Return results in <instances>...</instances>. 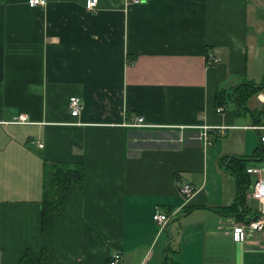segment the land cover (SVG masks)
Here are the masks:
<instances>
[{
  "label": "crops",
  "instance_id": "obj_1",
  "mask_svg": "<svg viewBox=\"0 0 264 264\" xmlns=\"http://www.w3.org/2000/svg\"><path fill=\"white\" fill-rule=\"evenodd\" d=\"M46 1L0 0V264H264V232L234 234L244 222L219 211L236 199L223 156L261 148L252 166L264 168L249 129L264 105L231 101L245 82L264 92V0H98L95 12ZM20 114L28 124L11 123ZM138 117L147 127H128ZM202 126L227 129L204 142ZM53 163L82 164L83 180L57 192L42 231ZM155 210L169 218L162 230Z\"/></svg>",
  "mask_w": 264,
  "mask_h": 264
},
{
  "label": "trees",
  "instance_id": "obj_2",
  "mask_svg": "<svg viewBox=\"0 0 264 264\" xmlns=\"http://www.w3.org/2000/svg\"><path fill=\"white\" fill-rule=\"evenodd\" d=\"M262 89L263 82L258 85L251 82H245L236 88L234 94H232L231 101L244 107L247 101L262 91ZM215 101L217 107L224 105V94L222 92L217 93ZM224 107H226V105ZM261 157L262 150L261 148H258L254 155L248 158L240 156H223L221 158L222 167L236 179V199L233 204L226 208H221L219 211L224 213V215L232 216L239 221L244 222V224H248L259 217L248 210L244 205V202L246 194L250 191L254 182V178L247 173L248 166L256 165V163L261 161ZM82 180V164H44L43 193L40 202L42 231L47 228L49 216L59 211L61 207L62 198L57 192H66L72 187L79 188ZM26 257H31L28 252L25 254V258ZM167 264L178 263H168L167 261Z\"/></svg>",
  "mask_w": 264,
  "mask_h": 264
},
{
  "label": "built area",
  "instance_id": "obj_3",
  "mask_svg": "<svg viewBox=\"0 0 264 264\" xmlns=\"http://www.w3.org/2000/svg\"><path fill=\"white\" fill-rule=\"evenodd\" d=\"M149 0H125L126 5H140ZM47 4L46 0H26V5L28 8H44ZM98 6V0H87L85 3V9L88 12H95L97 10ZM211 64H217L219 62L218 59L211 58L210 59ZM256 102L260 105H264V92L256 94L254 97ZM67 109L69 111V114L73 118H78L83 106L81 101L78 98H69L67 102ZM217 113L221 114L223 112V108H217ZM12 124H28V117L24 114H20L16 117H14L11 121ZM128 127L131 128H144L147 127V125L144 122V119L142 117H138L128 125ZM202 129V139L204 142H207L208 140V132L210 130H221L225 131L227 127H209V126H202L200 127ZM249 129H252L256 132H258L260 144L264 145V113L262 118V123L260 125H252L249 127ZM224 133V132H223ZM39 147H42V145H38ZM247 173L251 175L254 178V182L250 188V191L247 194V200L256 202L258 205L257 212L259 214V217L249 222L248 224H239L237 226H234L232 228V232L234 234H238L241 236H244L246 231H250L253 233H261L264 232V168H260L258 166H251L247 169ZM194 190L189 184H183L178 189V194L180 197H182L185 201H188L193 195ZM152 221L155 225L159 227L160 230L164 228V226L168 223L169 218L165 216L164 214L160 213L159 210H155L152 215ZM121 262V255L120 254H113L110 258V261L108 264H120Z\"/></svg>",
  "mask_w": 264,
  "mask_h": 264
},
{
  "label": "rangeland",
  "instance_id": "obj_4",
  "mask_svg": "<svg viewBox=\"0 0 264 264\" xmlns=\"http://www.w3.org/2000/svg\"><path fill=\"white\" fill-rule=\"evenodd\" d=\"M262 13H264V8H262ZM253 101L256 103V101L253 99Z\"/></svg>",
  "mask_w": 264,
  "mask_h": 264
}]
</instances>
